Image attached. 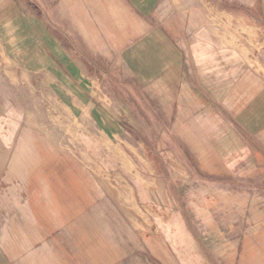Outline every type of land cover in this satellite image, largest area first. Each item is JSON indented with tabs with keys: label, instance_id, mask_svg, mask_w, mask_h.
<instances>
[{
	"label": "rangeland",
	"instance_id": "rangeland-1",
	"mask_svg": "<svg viewBox=\"0 0 264 264\" xmlns=\"http://www.w3.org/2000/svg\"><path fill=\"white\" fill-rule=\"evenodd\" d=\"M15 1L41 13L62 38L93 43L103 73L94 80V104L119 113L134 93L110 86L131 81L114 57L149 27L164 30L165 11L178 20L167 27L177 42L182 32L217 34L224 58L238 50L245 66L264 59V0H202L199 29L187 28L184 0H167L149 21L127 0ZM5 48L0 36V243L16 255L38 249L45 258L54 241L60 253L71 242L81 253L83 244L98 264H264V129L252 136L243 127L242 147L222 148L217 124L200 128L197 120L248 107L247 87L237 85L242 73L231 87L224 66L221 99L187 93L176 109L168 101L165 113L157 107L162 121L127 123L125 134L109 139L58 99L51 75L18 66Z\"/></svg>",
	"mask_w": 264,
	"mask_h": 264
},
{
	"label": "crops",
	"instance_id": "crops-1",
	"mask_svg": "<svg viewBox=\"0 0 264 264\" xmlns=\"http://www.w3.org/2000/svg\"><path fill=\"white\" fill-rule=\"evenodd\" d=\"M127 1L134 15L146 21L156 16L159 8L166 6L167 2ZM183 2L179 9L182 10L181 16H184L183 12L189 14L184 16L187 28L199 29L203 23L202 0ZM20 5L15 0H0V36L5 41L6 55L25 70H36L51 75L54 79L52 89L58 99L81 116H89L97 129L109 139H116L125 134L127 123L152 122L153 119L155 122L162 121L156 112L157 107L165 113L168 101L173 104V109H176V100L184 99L187 93L205 91L208 97L211 92L213 98L221 99L225 96L223 90L227 88L223 82L224 66L227 65H230L229 71L232 74L231 87L235 84V78L242 73L240 78L243 79H237V85L247 87L249 105L245 109L236 108L233 117L197 119L199 127L210 129L211 123L217 124L214 126L217 129L215 131L220 132L219 145L233 149H238L244 144L243 127L251 131L252 136L258 135L264 129V59L262 62L247 59L245 66V60H240L236 54L238 50L233 51L231 61L229 56L224 58L221 50L217 49L218 45L216 46V38H219V35L206 37L205 33H202L186 36L182 32L181 41L177 42L172 30L167 32V27L172 29V22L177 23L178 20L174 18L173 21L171 12L169 15L168 11L163 12L166 25L164 30L149 27L150 33L143 34L138 42L113 56L115 62L118 60L119 63L117 71L123 74L125 71L129 72L131 81L128 85L127 80L122 83H110V86L115 90L126 89L127 95L131 92L134 93L133 97H137L136 100L132 97L130 104L129 100L124 106L121 104L119 113L111 104H94V80L103 73L96 68L99 60L96 58L98 53H93V43L87 42L86 38L81 36H75L74 43L70 36L65 35L62 38L61 32L50 29L41 13L36 10L34 14L28 13L26 8ZM152 24L151 21L148 23L150 26L155 25ZM98 42L101 45L97 47L102 49L105 42ZM207 44H213L212 48ZM227 53L228 51L224 52ZM228 58L229 63H224ZM245 78L247 79L244 80ZM109 92L114 99L113 90L110 89ZM203 106L210 107L209 103ZM151 111L155 112L156 119L151 116ZM173 112V119L180 120L176 116L177 111ZM129 125L133 127L132 124ZM0 244V264H77V261L81 264H98L91 261L93 258L90 255L93 252L88 253L83 244L80 245L81 253H76L73 242L69 243L66 252L60 253L59 248L55 246L58 241H54V247L51 246L47 258L38 249L16 255L15 249L8 242ZM99 254L106 256L105 251H99Z\"/></svg>",
	"mask_w": 264,
	"mask_h": 264
}]
</instances>
